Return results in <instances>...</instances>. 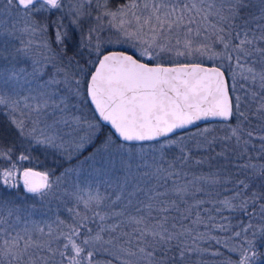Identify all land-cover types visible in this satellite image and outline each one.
<instances>
[{
    "label": "snow or ice",
    "instance_id": "snow-or-ice-1",
    "mask_svg": "<svg viewBox=\"0 0 264 264\" xmlns=\"http://www.w3.org/2000/svg\"><path fill=\"white\" fill-rule=\"evenodd\" d=\"M261 45L264 0H0V158L10 164L0 168V264H187L192 254L224 255L200 247L210 242L227 250L223 264H264V135L248 155L241 97L233 104L224 71L203 63L235 60L232 90L237 76L248 83L258 98L251 116L264 122ZM87 103L98 118L84 116ZM234 108L237 126L223 137L199 129L192 148L174 138L203 120L228 121ZM41 147L69 161L94 151L54 179L13 162ZM193 148L215 152L236 178L191 172L213 162ZM197 182L232 184L214 211L244 214L247 225L205 223L204 201L189 203L203 191ZM21 186L38 201L10 191ZM53 200L71 203L67 220L44 211Z\"/></svg>",
    "mask_w": 264,
    "mask_h": 264
},
{
    "label": "trees",
    "instance_id": "trees-1",
    "mask_svg": "<svg viewBox=\"0 0 264 264\" xmlns=\"http://www.w3.org/2000/svg\"><path fill=\"white\" fill-rule=\"evenodd\" d=\"M237 23H239V21H237ZM264 46V45H261ZM222 49L221 46H217L216 47V51L220 52ZM69 56L72 55V52L70 51L68 53ZM233 55H235L233 53ZM204 64H208V65H214L213 62H207V61H203ZM235 63V60L232 61V64ZM217 64L219 65L220 63L217 62ZM227 70V68H226ZM225 70V71H226ZM229 74V72L227 71L226 74ZM227 74V76H228ZM236 89L235 91L232 90L231 88V94H232V98H233V104H235V97L238 95L236 93ZM241 104H240V111L245 112V114L247 115L249 112L251 113L255 107H256V103L257 101H253L250 97V95L246 92L245 94H242L241 96ZM91 109L92 106L90 103H87ZM235 111V108H234ZM94 112V111H93ZM248 116V115H247ZM94 117H97L94 113ZM249 119L248 121H246L243 124V127L246 130H250L253 132V138L251 141V144L249 145L248 148V155H251L253 157H257L259 154V147H260V143L261 141L259 140V137L261 135H264V122L256 119L255 117L252 116H248ZM208 125H212L213 129L215 130L212 135L216 136V137H223L224 135L227 134L228 129L226 127V125H231L233 127L237 126V118L236 115L234 114V118L232 119V121L228 124H224V123H215V124H208ZM207 126V125H205ZM205 126H202L198 129L192 130L190 132L184 133V134H180L178 136H175L174 138L179 139L180 137H185L184 139V143L188 144L190 148H192L194 141L192 140L193 134H195L199 129H203ZM111 131L110 128L108 126L105 127V132H109ZM245 138H247L245 136ZM156 144V143H153ZM148 145V144H146ZM96 147H99V141L96 142ZM138 146V145H137ZM221 149L220 147H216L215 148V152H219ZM92 151H94V148H89L86 152H84L78 159H82L84 158V156L89 155ZM171 151H176V154H179L177 150L172 149ZM45 152V150L43 148H39L37 151H34L32 154L41 156L43 155ZM215 152H212L211 154H209L208 152L204 151V150H200L197 151L195 148H193L192 154L196 159H200V158H205L207 159L209 157V155H211L212 157V165L211 167H209L208 164H204L201 166H196L194 164H191L189 167L191 168V172H195L197 175H206L210 172H217L220 171V175L222 177V179L226 176H231L232 179L236 178V175L230 170L231 166L228 165L226 166L225 169H219L218 168V163H222V161H218L215 158ZM53 156L55 161H59V164H57V166L55 168H46L43 164H39L33 160H27V161H16L14 158L13 162H16L18 164V166L21 167H25V168H34L36 166H38V168L40 170H45V171H50L52 172L51 177H56V176H60V174L64 171V169H66L67 167H69L70 165L76 163L78 161V159L73 160V161H62V159L58 156L57 154L54 152H50L49 157ZM39 164V165H38ZM5 166H10L9 162L4 160L3 158H0V168H3ZM189 178H191V176H189ZM242 178V177H241ZM203 189V191H196L194 196L189 197V203L192 204L195 202V200H202L204 201L203 204H201L199 206V213L202 217V219L205 221V223H209V217H212L211 220V226L214 228L215 225H218L220 223H224V224H231L232 225V229L231 231H239V225L240 222L243 221L245 226L247 225L248 222V217L244 214H241L239 212H229V211H222V212H217L214 211V209L216 208H221L220 205V201L230 197L232 195V188L233 185L230 183H220V184H208V183H203V182H197V184L195 185V189ZM23 187L21 186V188L18 189V192L24 194L23 191ZM10 191H14V190H10ZM69 207H72V205H70ZM197 211V209H193V216H195V212ZM258 211V209H257ZM61 214L63 215V217H69V213L67 211H61ZM226 218V219H225ZM254 224L259 223V219H254L252 221ZM185 225H189L192 227H195L194 225L190 224V221H185L184 222ZM208 229H206L203 225L199 226L198 228H196V231L199 232H204L207 231ZM212 235L220 237L222 239L227 238L229 235H231V232H221L218 230L212 231L211 232ZM249 235H251V233H249ZM232 243H239V240H233L231 241ZM201 248H209L210 252L211 251H215V250H219L221 253L223 254H228L224 251V248L222 247V245H216L214 243H201L200 244ZM225 252V253H224ZM101 260L104 259H108L109 257L107 256H100L98 257ZM223 259H224V255L223 256H213L209 253H203V254H192L190 255L187 264H223ZM113 264H115V262H113Z\"/></svg>",
    "mask_w": 264,
    "mask_h": 264
},
{
    "label": "rangeland",
    "instance_id": "rangeland-1",
    "mask_svg": "<svg viewBox=\"0 0 264 264\" xmlns=\"http://www.w3.org/2000/svg\"><path fill=\"white\" fill-rule=\"evenodd\" d=\"M223 51V49H221V51L220 52H222ZM205 61H207V62H213L214 63V65L215 66H220L221 68H223L224 70H226V68H227V70L225 71V72H229V74H228V78H229V82H230V88H232L231 87V84H232V72L233 71H237L238 72V69L236 68V66H235V63L234 64H232V61H228V60H226V59H224V58H217V59H215V60H205ZM217 62H219L220 64L218 65L217 64ZM257 67H258V65H257ZM250 88V85L248 84V83H246L245 81H243L242 79H240L239 78V76H237V80H236V93L239 95V96H241L242 94H245L247 91L246 90H248ZM248 93V92H247ZM257 102H258V98H257ZM82 108H83V114H84V116L85 117H87L89 120H92L93 119V117H94V112H93V109H91V107L88 105V104H86V105H82L81 106ZM248 116H251V113L249 112L248 114H247ZM246 115V116H247ZM93 122H95V121H93ZM204 128H212L213 129V126L212 125H207V126H205ZM64 131L65 132H72V130L71 129H64ZM84 134V131L83 130H81V131H78V132H72V137H77V136H79V135H83ZM71 137H66V139H70ZM149 145L150 144H148V145H143L145 148H148L149 147ZM139 146V145H138ZM42 148V147H41ZM55 151V153L57 154V156H58V158L60 157L61 159H62V161L64 162V161H69V160H67L64 156H62L61 154H60V152H58V151H56V150H54V149H48L47 151H45L44 152V154L43 155H41V156H38V155H35V154H32V159L31 160H33V161H35V162H37V163H39V164H43L46 168H55L56 166H57V164H59V161H55L54 160V158H53V156H50L49 157V154H50V152H54ZM90 155V154H89ZM81 155H79V157H80ZM78 157V158H79ZM77 158V156H76V154L74 153L73 154V159L71 160V161H73V160H76V159H78ZM84 158H85V156H84ZM84 158H82V159H78V161L76 162V163H74V164H72V165H70L69 167H74V166H77L78 164H80V162L81 161H83L84 160ZM70 161V162H71ZM38 164V165H39ZM69 167H67V168H69ZM84 169H85V171H87L88 170V165H87V163H85L84 164ZM33 169H35V170H39V171H43V170H40L39 168H38V166H36V167H34ZM43 172H49V175H50V179H54L55 177H51V174H52V172H50L49 170L48 171H43ZM61 175V174H60ZM24 191V190H23ZM13 192H16V193H19V196L17 197L18 199H27V201L29 202V203H32V202H36V201H38V197H34L33 196V194H29V193H26L25 191H24V194H22V193H20V192H18V189H14V191ZM71 205V203H68L67 205H65L64 203H62V202H59V201H55V200H53L52 202H51V205H50V207H51V211L49 212L48 210H47V208H45L44 209V211L45 212H47V215L48 216H53V214L54 213H57V212H59V215H60V217H61V219H65V220H67L68 218L65 216V217H63V215L61 214V211H66L65 210V208L66 207H69ZM37 207H40V204L39 203H37ZM40 217L39 216H37L36 217V219H39ZM54 218V217H53ZM232 243V242H231ZM222 247H223V245H222ZM224 248V247H223ZM224 251L227 253V250L224 248ZM224 252V253H225ZM228 254H224V256H227ZM233 258H235L234 256H233Z\"/></svg>",
    "mask_w": 264,
    "mask_h": 264
},
{
    "label": "water",
    "instance_id": "water-1",
    "mask_svg": "<svg viewBox=\"0 0 264 264\" xmlns=\"http://www.w3.org/2000/svg\"><path fill=\"white\" fill-rule=\"evenodd\" d=\"M204 66H206V67H220V66L208 65V64H204ZM220 68H221V67H220ZM221 70L224 71V73H225V77H226V79L228 80V83H229V95L232 97L229 78H228V76H227L225 70H224L223 68H221ZM232 99H233V98H232ZM90 104H91V103H90ZM91 106H92V109H93V111H94V106H93L92 104H91ZM94 113H95V111H94ZM234 114H235V111H234ZM95 115H96L97 118H98V113H95ZM233 118H234V115H233V117H232L230 120H228V121H224V120H222L221 118H210V119H208V120H203V121L198 122V124H197L196 126L190 127V128H188V129H185V130H179L176 136H178V135H180V134H184V133L190 132V131H192V130L198 129V128H200V127H202V126H205V125H208V124H215V123H224V124H228V123H230V122L232 121ZM101 123H103V122H101ZM109 128H110V127H109ZM110 130L113 131L112 129H110ZM153 143H156V142H143V145H146V144H153ZM137 145H139V143H137ZM34 170H35V169H34ZM35 171H39V170H35ZM39 172H43V171H39Z\"/></svg>",
    "mask_w": 264,
    "mask_h": 264
}]
</instances>
